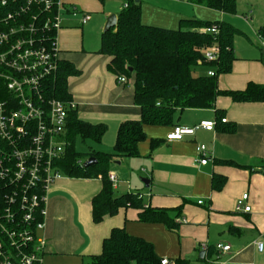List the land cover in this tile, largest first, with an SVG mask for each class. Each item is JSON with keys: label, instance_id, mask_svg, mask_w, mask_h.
<instances>
[{"label": "crops", "instance_id": "crops-1", "mask_svg": "<svg viewBox=\"0 0 264 264\" xmlns=\"http://www.w3.org/2000/svg\"><path fill=\"white\" fill-rule=\"evenodd\" d=\"M58 1L63 6L55 33L59 56L77 70L67 77L68 92L78 118L105 125L97 151L112 152L119 124L140 118L133 78L118 83L109 68L111 56L98 51L106 20L111 14L117 17L123 0ZM138 1L145 25L177 29L184 19L229 24L235 30L234 59L230 70L217 76L218 88L243 90L250 82L264 84V0H235L233 12L188 0ZM71 8L79 14L71 15ZM83 13L89 15L85 23L80 19ZM210 69L199 65L192 74ZM201 120L215 121L214 129H197L181 140L166 138L174 126H194ZM143 132L138 154L114 157L108 170L118 180L112 186L114 195L137 193L139 205L120 207L94 222L91 200L102 189V179L61 175L47 193L41 264H88L101 253L103 240L114 228L143 238L160 258L174 262L264 264V102H237L219 95L211 108L176 110L171 122L146 123ZM197 144L206 146L205 164L197 160ZM243 193L249 195L248 212L235 210ZM146 208L164 210L174 226L140 220ZM179 218L186 221L180 223ZM218 242L229 244L230 251H218Z\"/></svg>", "mask_w": 264, "mask_h": 264}, {"label": "trees", "instance_id": "trees-1", "mask_svg": "<svg viewBox=\"0 0 264 264\" xmlns=\"http://www.w3.org/2000/svg\"><path fill=\"white\" fill-rule=\"evenodd\" d=\"M23 1V0H20ZM189 2L223 12H233L235 0H188ZM217 24L219 33L212 35L199 31L203 26ZM234 28L225 22L184 19L177 29L145 25L140 21V3L128 0L127 7L117 14L116 25L103 30L101 53L111 56L109 68L117 76L132 77L134 102L140 108L138 120L119 124L112 152L97 150L81 153L75 148V138L100 142L105 132L103 123H91L78 118L76 110L69 111L66 136L69 145L58 162L66 176L96 177L102 179V189L92 198V219L100 221L105 215L115 214L120 207L139 205V194L128 192L114 195L107 175L109 164L116 156H136L137 144L143 139L146 123L171 122L174 111L185 108H211L219 95L237 102H264V84L250 82L243 90H221L217 76L230 70L234 59L231 38ZM216 42L219 57L205 62L201 48ZM209 65L215 75L192 74L194 67ZM131 68V70H129ZM68 61H59L55 76L47 81V94L68 100L67 77L76 72ZM94 156L97 163L82 167L85 157ZM142 221H160L172 228L174 224L164 210L146 208L139 214ZM160 257L153 245L143 238L128 234L123 228H114L103 240L101 253L90 258L88 264H159ZM175 264H187L175 260Z\"/></svg>", "mask_w": 264, "mask_h": 264}, {"label": "built area", "instance_id": "built-area-1", "mask_svg": "<svg viewBox=\"0 0 264 264\" xmlns=\"http://www.w3.org/2000/svg\"><path fill=\"white\" fill-rule=\"evenodd\" d=\"M127 5L128 0H123L122 7ZM62 9L58 0H0V264H41L45 252L46 241L40 231L45 226L47 193L63 175L58 162L69 145L67 115L76 109L74 100L52 97L45 90L59 67L55 33ZM70 13L79 14L75 8ZM88 18L81 14V23ZM199 31L215 36L219 28L211 24ZM201 53L205 62H215L219 46L214 42L202 47ZM207 74L215 72L210 69ZM116 80L125 83L126 77L120 75ZM214 126L212 120L176 125L166 138L181 140L197 129L213 130ZM195 150L201 156L198 162L205 164L206 146L197 144ZM107 177L114 187L118 181L115 174ZM248 199V193H243L235 210L250 211ZM257 246L262 249L261 242ZM215 248L223 253L231 249L222 242ZM159 264L175 262L162 257Z\"/></svg>", "mask_w": 264, "mask_h": 264}, {"label": "water", "instance_id": "water-1", "mask_svg": "<svg viewBox=\"0 0 264 264\" xmlns=\"http://www.w3.org/2000/svg\"><path fill=\"white\" fill-rule=\"evenodd\" d=\"M116 20H117V17H116L115 14L109 15L107 20H106V23H105V26H104V30H107V29L115 26L116 25ZM129 70H131V68ZM96 163H97V159L94 156H89L82 162V167H89V166H92V165H94ZM141 181L144 182L146 186H148V180L147 179L141 178ZM203 253L204 252L201 251L200 252V256H202Z\"/></svg>", "mask_w": 264, "mask_h": 264}, {"label": "rangeland", "instance_id": "rangeland-1", "mask_svg": "<svg viewBox=\"0 0 264 264\" xmlns=\"http://www.w3.org/2000/svg\"><path fill=\"white\" fill-rule=\"evenodd\" d=\"M100 147L99 144L96 142H93L91 140H82L80 136H76L75 138V148L77 151L81 153H88L89 151L93 150H98ZM87 157L83 158L82 162L86 159Z\"/></svg>", "mask_w": 264, "mask_h": 264}]
</instances>
